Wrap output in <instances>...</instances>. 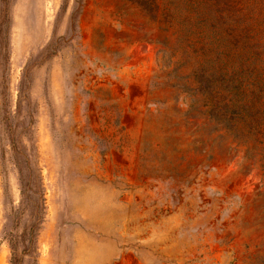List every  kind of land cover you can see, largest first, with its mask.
<instances>
[{"label":"rangeland","instance_id":"1","mask_svg":"<svg viewBox=\"0 0 264 264\" xmlns=\"http://www.w3.org/2000/svg\"><path fill=\"white\" fill-rule=\"evenodd\" d=\"M15 261L264 264V0H0Z\"/></svg>","mask_w":264,"mask_h":264},{"label":"trees","instance_id":"2","mask_svg":"<svg viewBox=\"0 0 264 264\" xmlns=\"http://www.w3.org/2000/svg\"><path fill=\"white\" fill-rule=\"evenodd\" d=\"M27 189H28V187H27ZM13 264H17L16 261Z\"/></svg>","mask_w":264,"mask_h":264}]
</instances>
